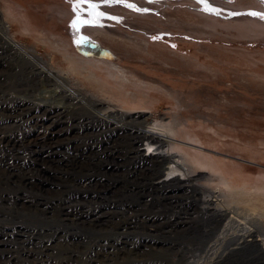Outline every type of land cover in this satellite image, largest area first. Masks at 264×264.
I'll use <instances>...</instances> for the list:
<instances>
[{
  "label": "rangeland",
  "instance_id": "rangeland-1",
  "mask_svg": "<svg viewBox=\"0 0 264 264\" xmlns=\"http://www.w3.org/2000/svg\"><path fill=\"white\" fill-rule=\"evenodd\" d=\"M73 2L0 0V9L14 39L46 60L52 55L57 69L68 71L65 56L88 64L106 91L68 71L72 82L106 99L107 109L127 112L125 123L153 130L174 122L175 140L189 144L178 151L238 169L250 200L229 199L225 188L218 198L242 211L255 207L252 218L264 226V19L248 15L264 16V3L90 0L104 14L99 26L74 31ZM88 11L80 6L82 19ZM6 113L0 109V121ZM38 114L0 125L12 136L0 145V264H264L255 247L229 245L241 227L227 231L224 221L199 214V200L219 183L211 170L190 168L203 192L162 197L151 186L170 168L158 178L128 161L121 131L89 123L78 108L63 124ZM58 128V139H34ZM137 146L148 150L146 142ZM221 230L229 235L215 240Z\"/></svg>",
  "mask_w": 264,
  "mask_h": 264
},
{
  "label": "bare ground",
  "instance_id": "bare-ground-1",
  "mask_svg": "<svg viewBox=\"0 0 264 264\" xmlns=\"http://www.w3.org/2000/svg\"><path fill=\"white\" fill-rule=\"evenodd\" d=\"M4 14V11L0 9V109L8 113L4 115L5 118L0 121V125L15 123L16 117L29 118L33 116L34 118H40L38 113L42 117L46 118L47 116L49 119L63 124L68 111L78 108L79 112H82L85 116H90L89 123L95 124L99 128L100 126L101 128L104 127L111 132L121 131L125 140L123 146L125 158L143 169V171L153 172L160 178L162 172L166 171L165 166L170 168L167 170L169 177L161 179L151 186L152 190L159 192L162 197L173 198L179 192L184 191L183 194H186V191H190L193 188L203 192L204 190L194 183V170L191 173L189 172L190 168L193 169V167L201 164L211 170L213 177L216 176L219 179V183L218 186L215 185L216 188L212 189L205 199L199 200L202 206L199 208V214L214 220V222L224 221V228L227 231L228 229L241 227L235 236L232 235L233 237H230L229 245L235 246V250L240 251H243L248 246H253L258 253L264 256V226L261 219L252 218L255 215L256 208L242 211L236 205L231 204V201H227V203H230L227 204L225 199L221 200L218 198V195L222 194V190L225 188L229 199L250 200L254 192L252 193L249 184H247L238 169L232 166L229 167L228 164L218 159L205 156L201 152L195 153V155H199V158H197L192 155L194 152L178 151L177 149H181L186 142H177L175 140L174 137L180 136L177 134L178 125L174 122L166 125L162 124L161 129L153 127V130H145L142 126L143 124H140L141 127L137 126L136 124L138 123L135 120L131 121L134 124L125 123V118L129 117L127 112L112 110L111 108L107 109L109 105L106 104V99L105 101L95 99L85 90L79 88L78 84L72 82L68 71L75 75H81L89 85L98 88L101 92L106 91L104 89L105 85L103 86L104 82L101 85L102 77L98 78L97 73L88 67V64L78 67L75 64L73 65L76 62L74 59L65 56L67 63L70 64L68 71L57 69L53 65L52 55L46 60L34 50V47L36 48L37 46L29 47L14 39L11 34L12 24L10 19L9 21L6 19ZM94 68L96 67L94 66ZM116 75V77L120 78V81H118L119 87H125L124 81L126 80L124 79L126 77L121 75V73ZM135 100L134 98L132 101L135 102ZM125 102L127 103V101ZM4 131L0 127V145L12 140V136L7 135ZM61 131L62 129L58 128L53 133L40 132L34 139L43 142L52 141L56 138L58 139V134ZM142 142H146V145H148V150L146 149L148 154L144 150L140 151V146H137L140 143L142 144ZM186 145L189 144L186 143ZM172 149L177 151L172 152ZM172 170L174 172L170 174ZM176 172H182L181 175H184V177L181 178V176L176 175ZM209 178L208 181H213L212 176ZM242 220L243 222L248 221V224L242 223ZM222 231L219 232V236H215V240H222V238L229 235L226 233L224 236L221 234ZM213 251L217 250L213 249ZM107 258L109 259V257H105V259ZM196 263L197 260L191 262V264Z\"/></svg>",
  "mask_w": 264,
  "mask_h": 264
},
{
  "label": "snow or ice",
  "instance_id": "snow-or-ice-1",
  "mask_svg": "<svg viewBox=\"0 0 264 264\" xmlns=\"http://www.w3.org/2000/svg\"><path fill=\"white\" fill-rule=\"evenodd\" d=\"M117 2H120V0H103V3L106 5L114 4ZM149 2H153V0H149ZM197 2L203 3V0H197ZM229 2H231V0H229ZM260 2L264 3V0H260ZM84 4H86L87 8L89 9L88 15H89L90 19H88V20L82 19L81 16L79 15L80 6L84 5ZM125 6L132 8L133 10H136L134 8V6L131 4H127ZM98 8H99V5L95 4V3H91L90 0H74L73 12L77 13V16L71 23V27L73 28V30L78 31L79 27H82L85 25L99 26V19L104 14L97 11ZM144 11H147V10H144ZM248 15L254 16V17H259L260 19H264V16H260L259 14L255 13V12H250V13H248ZM81 41H83V38H81Z\"/></svg>",
  "mask_w": 264,
  "mask_h": 264
}]
</instances>
